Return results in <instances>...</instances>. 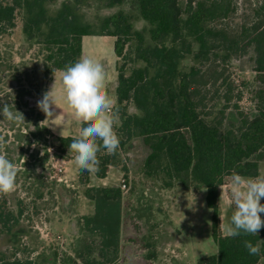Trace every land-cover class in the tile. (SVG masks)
<instances>
[{
    "label": "trees",
    "instance_id": "obj_1",
    "mask_svg": "<svg viewBox=\"0 0 264 264\" xmlns=\"http://www.w3.org/2000/svg\"><path fill=\"white\" fill-rule=\"evenodd\" d=\"M56 0H0V36L15 27L21 12V32L28 42L41 46L44 74L50 76L79 60L81 39L88 35L114 37L118 60L115 101L118 125L114 127L120 147L108 154L103 147L96 178H104L110 167H118V154L133 139H140L149 150L145 174L161 172L184 187L205 188V204L211 211V238L214 254L197 264H259L264 258V228L258 236L226 237L220 229L218 189L232 172L244 178L259 176L264 162V0L249 2L237 15L236 0H134L138 16L148 24V40L133 30V17L118 10L100 20L97 31L83 20L77 0L64 2L52 14L48 6ZM123 0H105L106 7ZM239 19L235 22V19ZM135 44L128 57L125 47ZM196 46V49H194ZM251 50L253 71L261 88L254 92L252 111H240L232 104L238 124L226 126V110L231 106L233 83L225 76V66ZM128 59H127V57ZM191 56L194 64L185 72L180 62ZM127 59V60H126ZM126 60V61H125ZM141 62L125 74L128 64ZM237 95V101L240 99ZM223 106L216 109V103ZM85 126L82 122L80 128ZM55 155L70 159V136L54 137ZM97 143H102L99 140ZM122 178L127 167L121 166ZM80 184L89 183V171L79 169ZM84 197L93 203V214L81 218L83 228L99 238V256L109 261L117 253L120 240L121 190L117 186L86 187ZM24 208L13 212L6 194H0V236L11 233ZM260 243L261 253L250 255L244 241ZM0 264H31L0 253Z\"/></svg>",
    "mask_w": 264,
    "mask_h": 264
},
{
    "label": "rangeland",
    "instance_id": "obj_2",
    "mask_svg": "<svg viewBox=\"0 0 264 264\" xmlns=\"http://www.w3.org/2000/svg\"><path fill=\"white\" fill-rule=\"evenodd\" d=\"M75 1L56 0L49 4V12L52 14L64 2ZM252 1L236 0L237 15L245 12ZM77 2L83 20L95 31L103 17L122 10L133 17V30L141 32L148 40L149 26L139 18L134 0H123L112 7H106L105 0ZM21 17L18 12L15 27L0 36V108L4 103L14 104L25 122L17 125L0 115V137L3 138L0 154L6 155L17 166L15 190L6 194L8 206L16 212L20 205L24 213L11 233L0 236V253L8 259L17 258L31 264H197L199 258L214 254L217 247L211 238V211L205 204V188L194 185L186 188L161 172L146 175L144 160L149 150L140 139H133L130 146L118 154L119 165L109 170L105 180L107 184L119 187L122 194L118 251L115 254L109 252V261L99 256L98 236L87 232L82 225L81 213L87 212V208L81 207L86 185L78 181L79 170L68 174L63 169L57 175L52 166L60 158L55 155V140L43 128L42 111L37 107L49 80L43 69L44 51L38 44L25 39L21 32ZM134 46L132 42L126 45L124 53L128 57L132 56ZM253 58L249 50L225 66L224 75L234 85L231 106L225 112L226 126L238 124L232 104L236 103L240 111H252L254 92L262 87L253 71ZM123 60H118L117 66ZM193 64L192 57L186 56L180 62L179 71L185 72ZM140 66H143L141 62L128 64L125 74L128 75L132 67ZM54 79V89L61 91L60 72ZM108 94L114 95L112 85ZM238 94L241 97L237 101ZM61 102V113L72 116L62 99L57 103ZM223 104L222 100L218 101L216 109ZM15 108L12 109L14 112ZM117 125L118 121L114 127ZM63 160L65 167L69 159ZM122 165L127 167L125 180ZM259 172L264 176V162L259 164ZM122 183L125 188H121ZM226 185H229V177H226ZM222 201L228 203L225 193ZM222 201L218 200L223 210L220 228L225 234V226L235 208L222 205ZM261 203L264 204V198ZM261 217L264 219V214ZM259 264H264V258Z\"/></svg>",
    "mask_w": 264,
    "mask_h": 264
},
{
    "label": "clouds",
    "instance_id": "obj_3",
    "mask_svg": "<svg viewBox=\"0 0 264 264\" xmlns=\"http://www.w3.org/2000/svg\"><path fill=\"white\" fill-rule=\"evenodd\" d=\"M61 93H54V85L37 101V107L45 114L46 120L53 119V106L63 100L71 110L72 117L82 122L77 134L71 138L68 151L75 153L74 162L79 169L89 172L99 171L100 160L97 153L103 147L108 154H116L120 147V139L114 130L118 119L116 101L105 90L106 73L103 64L92 57H82L60 70ZM55 84V83H54ZM15 105L4 103L0 115L4 119L20 125L25 122L22 113L12 110ZM102 143H97V141ZM3 138L0 137V145ZM33 147H36L33 144ZM51 152V149H48ZM41 155H44L41 152ZM17 166L4 154H0V194H8L16 187ZM223 195V189H222ZM221 195V196H222ZM264 176L244 178L235 171L229 177L228 203L235 210L229 224L225 226L226 237L241 235L258 236L264 228ZM244 247L250 255L261 253L260 243L255 245L244 241Z\"/></svg>",
    "mask_w": 264,
    "mask_h": 264
},
{
    "label": "crops",
    "instance_id": "obj_4",
    "mask_svg": "<svg viewBox=\"0 0 264 264\" xmlns=\"http://www.w3.org/2000/svg\"><path fill=\"white\" fill-rule=\"evenodd\" d=\"M113 45H114V37L111 36H101V35H88V36H83L81 39V55L80 58L82 57H92L95 58L97 60H99L101 63L103 62L104 64V68H105V73H106V79H105V90L108 94V89L109 86L112 85L113 86V98L115 100V87H116V75H115V69L117 66V62L118 59L114 53V49H113ZM79 58V59H80ZM60 71H56L54 72L45 87V92L50 91L53 84H54V78L57 76V74ZM54 92H56L59 95H62L61 91H58L56 88L54 89ZM110 96V94H108ZM63 102L61 103H57V107L53 106L52 107V111L54 112L53 115V119H49L46 120V116L45 114L42 112V119L41 122L42 124L47 128V130L54 136V137H73L77 134V132L80 129V123L76 121L72 116L69 115H65L63 113H61L62 108H63ZM70 163H73L72 166H69ZM112 167L109 168V170ZM79 170V168L76 166L75 162H74V157L69 159L66 162V166L64 167V172H67L68 174L75 172L77 173ZM109 170L107 171V174L104 178H96L94 176V172H89V183L86 185V187H108V186H114V184L109 185L105 182L107 175L109 173ZM259 176L260 172H259ZM117 179V177H116ZM247 179V178H246ZM228 185L223 184L222 186L219 187L218 189V200L222 201V189H223V193L226 194L227 198H228ZM222 195V196H221ZM82 203H81V207H85L87 208V212L86 213H81V216H91L93 214V203L89 200H87L84 196ZM217 200V201H218ZM227 202V201H226ZM225 204V205H224ZM228 203H223L222 201V205L224 206H230V205H226ZM219 207H220V227H221V222H222V213L223 210L221 208V205L218 203ZM221 229V228H220ZM222 232V229H221ZM222 235H225L223 233H221Z\"/></svg>",
    "mask_w": 264,
    "mask_h": 264
},
{
    "label": "built area",
    "instance_id": "obj_5",
    "mask_svg": "<svg viewBox=\"0 0 264 264\" xmlns=\"http://www.w3.org/2000/svg\"><path fill=\"white\" fill-rule=\"evenodd\" d=\"M50 149L53 150V147H51ZM64 164H65V161L63 159H57L56 163L52 165L55 170V174L58 175L63 172ZM121 188H125L124 183H122Z\"/></svg>",
    "mask_w": 264,
    "mask_h": 264
}]
</instances>
